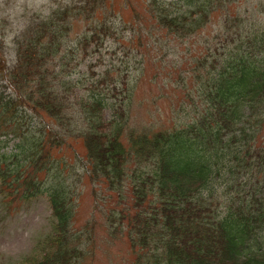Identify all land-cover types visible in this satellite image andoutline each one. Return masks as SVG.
Here are the masks:
<instances>
[{"label": "trees", "instance_id": "1", "mask_svg": "<svg viewBox=\"0 0 264 264\" xmlns=\"http://www.w3.org/2000/svg\"><path fill=\"white\" fill-rule=\"evenodd\" d=\"M137 4L130 22L111 0H62L0 55V208L44 198L52 219L14 264H86L97 228L129 244V264H264V0ZM216 18L179 79L188 110L139 123L144 52L201 38ZM82 184L92 210L77 227Z\"/></svg>", "mask_w": 264, "mask_h": 264}, {"label": "rangeland", "instance_id": "2", "mask_svg": "<svg viewBox=\"0 0 264 264\" xmlns=\"http://www.w3.org/2000/svg\"><path fill=\"white\" fill-rule=\"evenodd\" d=\"M62 0H0V42L4 43V49L0 55L9 59L14 36L23 29L28 17L37 13L47 14ZM118 17L124 21H131L132 14L129 5L138 7V0H111ZM250 4H244L243 9L250 8ZM237 12L236 7L230 8L231 12ZM221 22L223 16H220ZM217 18L211 26L205 30L201 38L181 44L170 43L162 49L151 50L149 47L144 52L145 64L143 74L137 84L134 95V113L141 124L170 125L175 116L174 111L180 112V107L188 110L192 104L193 86L180 82L189 74L191 65L204 51L202 42L209 41L216 25ZM205 38V39H203ZM195 88V86H194ZM77 149L82 153L81 145ZM64 155L69 159L68 150L55 154L56 157ZM81 194L78 198L76 226L81 227L90 217L92 201L90 188L82 184ZM19 206V207H18ZM7 210L0 208V264H14L27 257L32 252L36 242L50 233L51 216L48 204L44 198H38L29 203L18 205ZM100 227L103 223L101 216L96 215ZM97 238L92 246L94 257L86 264H129L133 260L129 244L123 238L118 237L114 241L107 239L100 228L96 229Z\"/></svg>", "mask_w": 264, "mask_h": 264}]
</instances>
